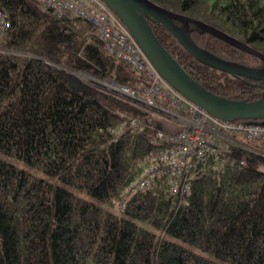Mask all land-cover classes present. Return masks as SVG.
Instances as JSON below:
<instances>
[{
	"label": "trees",
	"instance_id": "1",
	"mask_svg": "<svg viewBox=\"0 0 264 264\" xmlns=\"http://www.w3.org/2000/svg\"><path fill=\"white\" fill-rule=\"evenodd\" d=\"M151 1L264 52V0ZM0 7L9 20L0 37V264H264V142L242 138L256 149L249 151L228 141L225 160H197L173 177L176 190L165 167L138 185L168 145L156 131L181 125L161 128L155 109L73 71L127 87L148 84L146 76L108 52L80 16L37 0H0ZM147 21L201 86L230 99L263 96L264 80L201 63L164 25ZM182 27L221 58L264 65L193 22Z\"/></svg>",
	"mask_w": 264,
	"mask_h": 264
},
{
	"label": "built area",
	"instance_id": "2",
	"mask_svg": "<svg viewBox=\"0 0 264 264\" xmlns=\"http://www.w3.org/2000/svg\"><path fill=\"white\" fill-rule=\"evenodd\" d=\"M37 1L55 13L76 15L89 21L108 52L149 80L148 84L137 87L118 86L107 82L105 84L108 87L124 93L134 99L133 101L157 107L156 109L172 113L181 119V128L176 132L156 131V135L168 141V145L153 155L152 161H156V164L143 171L136 181L138 185L145 186L148 183V176L165 167L171 176L169 179L171 187L176 190L179 185L173 177L181 171L190 170L197 160H203L211 154L220 161L225 160L229 137L237 136L264 142L262 120L220 119L173 88L150 64L132 34L102 0ZM8 22L7 13L0 7V37ZM159 101L176 111L158 105Z\"/></svg>",
	"mask_w": 264,
	"mask_h": 264
},
{
	"label": "water",
	"instance_id": "3",
	"mask_svg": "<svg viewBox=\"0 0 264 264\" xmlns=\"http://www.w3.org/2000/svg\"><path fill=\"white\" fill-rule=\"evenodd\" d=\"M102 1L132 34L150 64L185 98L200 105L211 115L223 120L247 119L257 121L263 119L262 121L264 122V87L262 91L263 96L254 100L230 99L211 92L191 77L161 44L147 21V17L155 19L164 25L174 35L178 43L195 59L211 68L230 75L264 80V65L252 67L221 58L197 45L182 26H186L188 22H193L202 31L221 38L235 47L259 57L263 63L264 52L209 23L167 9L151 0ZM176 21L180 22L182 26L178 25ZM92 83L129 98L124 93L111 89L105 83L102 84L100 81ZM138 103L147 106L143 102Z\"/></svg>",
	"mask_w": 264,
	"mask_h": 264
},
{
	"label": "rangeland",
	"instance_id": "4",
	"mask_svg": "<svg viewBox=\"0 0 264 264\" xmlns=\"http://www.w3.org/2000/svg\"><path fill=\"white\" fill-rule=\"evenodd\" d=\"M74 73H76L75 75H77L79 78H81V79H83V80H85V81H87V82H90V83H92V82H95V81H100V82H102V84L103 83H106L107 84V82L106 81H101V80H99V78H96V77H93V76H91V75H89V74H87V73H85V72H81V71H76V70H74ZM130 98V97H129ZM148 106V105H147ZM149 108H154L153 106H148ZM157 108V107H156ZM156 108H154L157 112H159V115L161 116V118H159V120H160V124H161V128H165V129H171V130H176V129H178L179 128V126L182 124V122H181V119L178 117V116H176V115H174V114H172V113H169V112H166V111H163V110H158V109H156ZM253 142H255V143H258V140H254ZM260 142V141H259ZM11 162H13L14 164H16L17 166H19V167H25V168H27V169H30V170H32L31 168H29L27 165H25V163L23 162V161H21V160H19V159H16V158H12V157H7ZM35 173H37V174H40L41 176H45V177H47L44 173H42V172H40V171H36V170H33ZM52 181H54V182H57V183H59V184H62V185H64V186H66V187H68V188H71V189H73V187H72V185H70V184H66V183H63V182H61V181H59V180H57V179H55V178H50ZM80 194L81 195H83V196H85V197H89V194H87V193H85V192H81L80 191ZM117 211V210H116ZM144 224V226H146L147 228H149V229H152V230H154V231H156V232H159L158 230H156L150 223H143ZM163 236L165 237V238H167V239H171V240H175V241H177V242H180V243H182V244H186L184 241H182V240H180V239H177V238H174V237H172V236H170V235H167V234H163ZM186 245H188V244H186ZM188 246H190V248H192V249H194V250H196L197 252H199V253H201V254H203L204 256H211L209 253H207L206 251H202V250H200V249H198L197 247H195V246H193V245H188ZM223 264H231V263H229V262H227V261H223Z\"/></svg>",
	"mask_w": 264,
	"mask_h": 264
},
{
	"label": "crops",
	"instance_id": "5",
	"mask_svg": "<svg viewBox=\"0 0 264 264\" xmlns=\"http://www.w3.org/2000/svg\"><path fill=\"white\" fill-rule=\"evenodd\" d=\"M228 140L230 141V144H233L236 146L237 145L242 146L246 148V150H249V151L256 150L253 147H250L249 145L244 144L243 139L240 137H229ZM251 140H255V139H251Z\"/></svg>",
	"mask_w": 264,
	"mask_h": 264
},
{
	"label": "flooded vegetation",
	"instance_id": "6",
	"mask_svg": "<svg viewBox=\"0 0 264 264\" xmlns=\"http://www.w3.org/2000/svg\"><path fill=\"white\" fill-rule=\"evenodd\" d=\"M263 87H264V85H263Z\"/></svg>",
	"mask_w": 264,
	"mask_h": 264
}]
</instances>
